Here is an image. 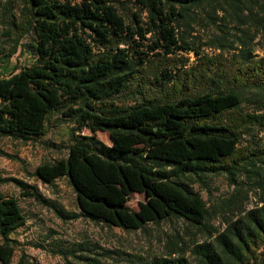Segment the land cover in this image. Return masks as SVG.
Returning a JSON list of instances; mask_svg holds the SVG:
<instances>
[{"label": "trees", "instance_id": "1", "mask_svg": "<svg viewBox=\"0 0 264 264\" xmlns=\"http://www.w3.org/2000/svg\"><path fill=\"white\" fill-rule=\"evenodd\" d=\"M116 1L25 0L28 13L10 28L15 40L33 33L21 44L28 61L0 70V137L39 140L54 116L72 124L67 144L48 145L64 153L31 174L47 185L66 177L79 212L23 179L0 181L63 219L124 230L177 219L203 233L190 241L174 234L164 253L127 255L128 264H264V138L246 139L264 131V53L255 51L264 50V0H136L147 18L135 13L129 24ZM197 8L218 29L208 43L217 53L203 54L178 31L198 19ZM178 50L197 60L176 73L166 64ZM243 90L253 92L256 110L242 106ZM119 95L137 99L118 104ZM216 175L237 186L221 201L218 226L194 188ZM253 187L259 196L246 208L240 197ZM134 193L143 196L136 209L128 205ZM25 222L18 199L0 191V264L11 261L13 233ZM69 252L77 263L101 264L86 243Z\"/></svg>", "mask_w": 264, "mask_h": 264}, {"label": "rangeland", "instance_id": "2", "mask_svg": "<svg viewBox=\"0 0 264 264\" xmlns=\"http://www.w3.org/2000/svg\"><path fill=\"white\" fill-rule=\"evenodd\" d=\"M115 5L125 19L126 23L134 21V14H139L142 20H146L144 11L136 0H117ZM25 0H0V70L11 65H23L28 61L22 43L34 38L32 32H28L15 40L16 34L11 30V20L20 23L28 13ZM198 19L186 26L180 22L178 31L183 33L184 39L200 48L203 54L217 53L219 50L210 46L209 39L218 29L208 23L205 12L201 8L196 9ZM146 36H150L147 33ZM145 44L146 42L143 41ZM144 51L148 48L143 47ZM262 55L264 50L257 47L255 50ZM151 58L155 51L151 52ZM172 57L179 60L166 64L172 72L175 67H188L197 57L193 51L178 50ZM184 63V64H183ZM161 77V76H158ZM159 85H154V92H158ZM242 106L246 111L256 110L257 102L254 101L251 90L242 91ZM137 97L131 95H119L115 99L118 104H131ZM264 103V98L260 100ZM70 121H65L59 116L52 117L50 128L46 135L39 140H13L9 137H0V151L6 152L12 157H7L0 152V179L4 177H17L37 186L43 197L58 203L65 211L79 212L76 205L74 191L66 177L57 179L53 185H47L32 176L37 165L45 161H52L64 153L54 147V144H67L69 139L65 134ZM88 132L87 130H84ZM256 133L253 137L251 134ZM97 136L103 142L110 144L107 132L97 131ZM247 141L264 138V131H251ZM235 184H230L224 175L205 177V184L195 183L194 188L207 202L211 215L209 221L214 225H220L225 214V206L221 201L235 192ZM245 189L247 185H244ZM0 191L5 196H15L25 215L26 222L19 227L13 237L18 240L13 256L9 264H80L69 252L79 243H86L91 254L101 260V264H128L127 255L161 254L167 251L168 241L178 234L183 240L202 239L203 233L188 223L177 219L162 220L159 223H147L143 228L136 230H124L118 226L107 225L103 222L89 220L83 216L76 219H63L48 206L40 204L34 198L23 197L13 183L1 182ZM259 196V191L254 187L244 193L241 205L252 207ZM143 196L138 193L131 195L128 205L136 209ZM110 250V251H109ZM108 251L104 255L103 253Z\"/></svg>", "mask_w": 264, "mask_h": 264}]
</instances>
